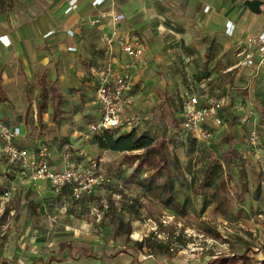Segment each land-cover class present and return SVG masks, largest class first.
Segmentation results:
<instances>
[{"label": "rangeland", "instance_id": "374dc122", "mask_svg": "<svg viewBox=\"0 0 264 264\" xmlns=\"http://www.w3.org/2000/svg\"><path fill=\"white\" fill-rule=\"evenodd\" d=\"M56 4V0H0V32L18 25L34 29L39 16L55 12ZM86 24L93 26L89 20ZM165 24L161 41L173 60L170 73L176 77V84L160 82L161 97L167 94L169 103L164 110L151 115L148 110L136 112L142 119L135 130L155 140L163 138L168 157L178 158L181 173L171 167V197L139 187L137 181L128 178L134 163L127 165L121 153L100 150L92 144V137L101 133L89 132L96 120L91 109L97 106L95 98L94 103L90 102L88 115L83 114L79 101L67 106L64 101L62 107L68 108L67 112L74 109L82 114L58 118L59 128L49 129L45 123L44 128L40 124L38 131L37 126H31L32 147L44 143L60 166L68 153L73 167H83L91 175L100 174L102 183L92 193L78 198L71 191L51 195L47 188L39 196L21 188L18 194L14 195L16 189L6 197L5 188H0V264H207L214 259H227L231 264H264V130L253 117L244 119L248 109L243 99L238 107L233 108V102L223 111L222 127L210 126L212 137L201 140L178 132L180 119L176 110L188 89L187 82H193L191 74L197 67L208 65L211 58L199 59L198 47L186 43L184 29L178 23L167 20ZM46 32L43 39L47 40L46 36L53 31ZM138 39L145 48L142 39ZM38 44L40 50L43 44ZM0 53L3 54L1 49ZM36 56L40 58V54ZM219 67L214 63L212 70ZM22 72L21 100L13 98L12 103L23 108L28 117L33 106L39 110V81L47 89L42 109L50 106V83L46 80L49 74L36 70L30 82ZM157 74L163 72L157 69ZM14 88L8 87L11 94L17 92ZM252 107L254 111H264L262 104ZM235 109L240 114L236 115ZM237 124L245 130L242 146L231 143L230 130H235ZM214 131L219 132L213 134ZM251 133L258 135L259 150L250 143ZM0 160L5 161L1 153ZM208 167L210 178L201 194V180ZM151 171L144 167L139 180ZM241 171L244 177H239ZM163 180V175L158 178L159 183ZM222 181V196L229 201L226 215L214 209L209 198V193L219 188ZM30 202L39 206L36 214L30 212ZM63 243L69 248L62 250Z\"/></svg>", "mask_w": 264, "mask_h": 264}, {"label": "crops", "instance_id": "0c3cea01", "mask_svg": "<svg viewBox=\"0 0 264 264\" xmlns=\"http://www.w3.org/2000/svg\"><path fill=\"white\" fill-rule=\"evenodd\" d=\"M91 1L76 0L77 7L67 12L69 0H56L58 7L55 12L41 14L34 29H29L26 25H18L0 32V36H5L10 41L8 46L0 43V49L3 51V54L0 53V120L20 128L21 135L16 139L17 144L29 149L33 148L29 138L31 126H37L38 129L41 124L44 128L46 123L49 129L52 126L59 128L61 125L58 118L78 117L82 114L75 113L74 109L67 112L68 108L62 107L64 101L67 102L66 106L71 102L79 101L80 109L84 110L83 114L91 113L92 103L90 102L94 103L97 70L101 68L105 58L101 35L110 30L111 23L109 17H105L101 23L93 26H87L86 23L101 12L122 15L119 30L126 35L127 39L140 37L145 45V62L130 69V93L133 95L134 102L127 114L148 110L151 115L156 110H164L165 105L169 103L168 95L161 97L159 92L160 82L176 84V77L170 73L173 69V60L161 41L162 27L169 20L183 27L186 43H192L198 47L200 60L208 61L211 58L208 65L205 63L203 67H197L198 72L196 70L191 74V81L195 84L188 81V88H193L195 85L193 89L196 93L208 94L227 91L231 100L230 107L233 102L235 104L233 108H236L244 99L248 109L244 119L253 117L255 124H259L258 127L264 130V111L252 109V104L264 105V73H254L253 70L237 64L238 53L245 46V39L264 29L263 12L259 14L252 12L243 5L244 0H105L99 6L91 5ZM260 1L264 2V0ZM206 6L208 8L205 10ZM260 9L263 11L264 6ZM44 20H47L46 23H43ZM49 29L53 33L46 36L47 40L43 39V35ZM39 42L43 44L40 50ZM36 54H40V58ZM127 61L128 58L117 49L114 67L120 70L123 63ZM214 63H218L221 67L212 70ZM39 69L49 74L46 80L50 83L51 103L46 110L42 109L47 89L39 81L41 101L39 110L33 106L27 117V112L13 104L12 99L21 100L20 95L23 90L21 72L23 71L25 79L32 82L34 72ZM157 69L160 73L163 72V75H158ZM203 69L211 70V72ZM37 80L39 79L36 75ZM221 84L224 86L222 87ZM10 86L15 87L14 90L17 92L11 94L8 90ZM213 86L216 88L214 89ZM181 106L182 101L176 110V116L179 119ZM91 109L97 120L99 115L97 106L93 108L91 106ZM223 111L220 112L222 124ZM239 112L238 109L234 111L236 115ZM210 126L222 127L208 120L205 128L210 134ZM252 126L250 123V127ZM128 131L121 130V132ZM218 132L214 131L213 134ZM230 132L232 133L231 143L233 141L242 146L244 144L242 141L245 140L243 126L237 124L235 130ZM50 163L55 169L62 168V165L53 161V158ZM238 175L244 177V171ZM7 183L8 185H5ZM13 186L18 189L14 195L18 194L21 188L34 191L33 196L44 194L45 188L51 195L58 193L54 192L45 181H31L23 178L16 167L11 168L5 161L0 160V188L4 187L6 191ZM65 191L70 189L65 187L59 192ZM162 194L166 197L171 196V189L169 188L168 193L164 191ZM38 207L34 202L28 204L32 214L39 211ZM60 248L66 249L69 245L63 243ZM50 260L51 258L48 259Z\"/></svg>", "mask_w": 264, "mask_h": 264}, {"label": "built area", "instance_id": "2783aa9c", "mask_svg": "<svg viewBox=\"0 0 264 264\" xmlns=\"http://www.w3.org/2000/svg\"><path fill=\"white\" fill-rule=\"evenodd\" d=\"M104 1L93 0L92 3L93 6H99ZM76 7V0H69L67 12ZM207 8L206 6L205 10ZM105 17L110 18L111 28L101 35L105 58L101 68L97 70L95 103L99 115L89 127L91 134L112 129L131 130L138 126L142 119L136 112L127 114L134 102L130 93V69L145 62L142 42L137 37L127 39L119 30L122 18L120 14L101 12L89 22L91 25L99 24ZM0 42L4 46L10 44L5 36L0 37ZM117 49L128 58L120 70L114 67ZM238 58V66L253 70L254 73H264V29L245 39V46L238 53ZM230 105V95L227 91L208 94L196 93L192 87L188 88L182 97L178 132L183 136L192 135L201 140L208 139L211 134L205 128V123L211 120L216 126L221 125L220 112ZM20 135L19 127L0 120V153L8 165L18 169L23 178L45 181L54 192L67 187L76 198L82 194L92 193L102 183L100 174L91 175L83 167H73L68 159V153L64 155L62 168H53L48 147L42 142L31 149L21 146L16 143ZM249 139L256 150H259L258 135L251 133ZM92 165L96 166L95 163ZM15 190L16 187H11L4 192V196L9 197Z\"/></svg>", "mask_w": 264, "mask_h": 264}, {"label": "trees", "instance_id": "16d2710c", "mask_svg": "<svg viewBox=\"0 0 264 264\" xmlns=\"http://www.w3.org/2000/svg\"><path fill=\"white\" fill-rule=\"evenodd\" d=\"M42 108V106H41ZM92 144L100 150H106L113 153H121L125 164H135L132 172L129 175V180L139 187H144L146 191H154V193L161 194L164 191H169V180L172 172L171 167L175 166L178 173H181L178 158L173 156L168 157L166 152V142L163 138L155 140L147 133L138 134L135 128L128 132H121L118 129L104 130L92 137ZM140 151L138 153H135ZM232 154H236L235 150L231 149ZM144 167H149L152 170L143 180H139ZM211 167H208L206 174L201 180L200 193H205L206 182L210 178ZM164 177L162 183L158 182L160 176ZM221 182L219 188L209 193V198L214 202V209L219 210L222 215H226L229 207V201L226 196H222L221 188L224 185ZM244 189L247 186L244 185ZM171 196H168L170 198ZM207 264H231L227 259H214Z\"/></svg>", "mask_w": 264, "mask_h": 264}, {"label": "water", "instance_id": "95a60500", "mask_svg": "<svg viewBox=\"0 0 264 264\" xmlns=\"http://www.w3.org/2000/svg\"><path fill=\"white\" fill-rule=\"evenodd\" d=\"M243 5L246 6L249 10H251L254 13H264V10L262 11L260 9L261 6H264V2L260 0H244Z\"/></svg>", "mask_w": 264, "mask_h": 264}]
</instances>
